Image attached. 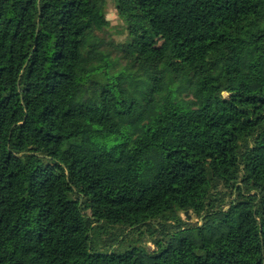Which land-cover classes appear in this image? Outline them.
Segmentation results:
<instances>
[{
	"label": "trees",
	"instance_id": "trees-1",
	"mask_svg": "<svg viewBox=\"0 0 264 264\" xmlns=\"http://www.w3.org/2000/svg\"><path fill=\"white\" fill-rule=\"evenodd\" d=\"M114 1L0 0V264H264V0Z\"/></svg>",
	"mask_w": 264,
	"mask_h": 264
},
{
	"label": "rangeland",
	"instance_id": "rangeland-1",
	"mask_svg": "<svg viewBox=\"0 0 264 264\" xmlns=\"http://www.w3.org/2000/svg\"><path fill=\"white\" fill-rule=\"evenodd\" d=\"M116 2L114 0H109L108 7H107V17L111 21L112 24H121L122 21L119 18L117 14V9H116ZM118 39H122L123 36H115ZM184 217H189L190 221L192 222H198L199 220L201 221V218L195 215L194 213L190 212V216L183 214ZM151 247H154L153 243H149Z\"/></svg>",
	"mask_w": 264,
	"mask_h": 264
},
{
	"label": "water",
	"instance_id": "water-1",
	"mask_svg": "<svg viewBox=\"0 0 264 264\" xmlns=\"http://www.w3.org/2000/svg\"><path fill=\"white\" fill-rule=\"evenodd\" d=\"M186 215L190 216V212H189V211H187V212H186Z\"/></svg>",
	"mask_w": 264,
	"mask_h": 264
}]
</instances>
